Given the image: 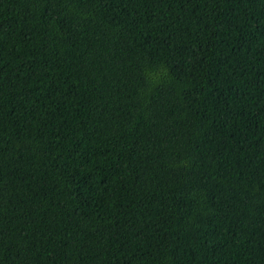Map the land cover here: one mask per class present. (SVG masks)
Instances as JSON below:
<instances>
[{
    "label": "trees",
    "instance_id": "16d2710c",
    "mask_svg": "<svg viewBox=\"0 0 264 264\" xmlns=\"http://www.w3.org/2000/svg\"><path fill=\"white\" fill-rule=\"evenodd\" d=\"M0 264H264V0H0Z\"/></svg>",
    "mask_w": 264,
    "mask_h": 264
}]
</instances>
